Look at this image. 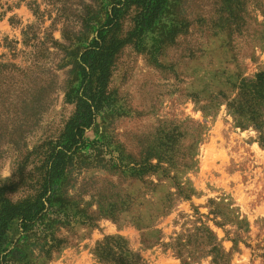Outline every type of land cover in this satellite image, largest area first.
Here are the masks:
<instances>
[{"label":"rangeland","instance_id":"374dc122","mask_svg":"<svg viewBox=\"0 0 264 264\" xmlns=\"http://www.w3.org/2000/svg\"><path fill=\"white\" fill-rule=\"evenodd\" d=\"M112 1L1 0L0 40L15 49L0 46V205L39 192L74 114L75 57ZM131 28L128 16L92 144L37 223L9 224L10 264H103L107 238L139 264H213L214 244L219 264H264V149L227 105L264 71V0H168L141 48Z\"/></svg>","mask_w":264,"mask_h":264},{"label":"trees","instance_id":"16d2710c","mask_svg":"<svg viewBox=\"0 0 264 264\" xmlns=\"http://www.w3.org/2000/svg\"><path fill=\"white\" fill-rule=\"evenodd\" d=\"M167 5L168 0H113L106 17L97 26L94 37L77 53L75 64L79 84L76 90L66 93L67 100L74 103V114L65 124L61 135L48 143L39 192L32 199L6 201L0 205V264H10L11 250L6 245L9 224L16 220L20 231L25 232L37 223L48 212L54 187L62 178L66 165L78 152L92 144L86 139L85 133L94 126L101 111L110 103L109 79L118 53L125 43L120 36L122 21L130 16L132 28L129 38L134 47L141 48L144 37L156 27ZM9 20L18 23L14 17ZM29 28L31 26L22 31L25 44L31 39ZM2 43L15 49L14 45H9L7 38L3 42L0 40V46ZM6 66V63L0 62V67ZM237 88L236 96L227 105L257 130L258 142L264 149V71L256 72L252 79L243 78ZM210 252L214 254L213 264H219L222 258L215 244ZM97 254L103 264H139L126 245L117 240L111 242L107 238L103 245L98 246Z\"/></svg>","mask_w":264,"mask_h":264}]
</instances>
